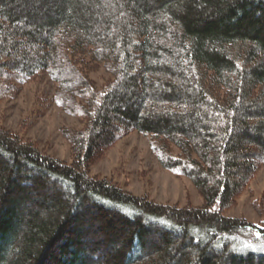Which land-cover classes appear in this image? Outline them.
I'll return each instance as SVG.
<instances>
[{"label": "trees", "instance_id": "obj_1", "mask_svg": "<svg viewBox=\"0 0 264 264\" xmlns=\"http://www.w3.org/2000/svg\"><path fill=\"white\" fill-rule=\"evenodd\" d=\"M40 74L83 126L70 163L0 127V264H264L223 214L264 165V0H0V100ZM133 131L201 206L90 175Z\"/></svg>", "mask_w": 264, "mask_h": 264}, {"label": "rangeland", "instance_id": "obj_2", "mask_svg": "<svg viewBox=\"0 0 264 264\" xmlns=\"http://www.w3.org/2000/svg\"><path fill=\"white\" fill-rule=\"evenodd\" d=\"M90 76L98 86L110 78L102 65L97 66ZM15 85L13 95L0 100V127L32 142L41 152L70 163L73 154L63 130H78L83 122L55 103L56 84L47 75L40 74ZM89 172L157 203L202 205V198L191 181L164 169L151 150L149 137L135 131L97 155L90 163ZM223 214L256 224L264 220V165Z\"/></svg>", "mask_w": 264, "mask_h": 264}]
</instances>
